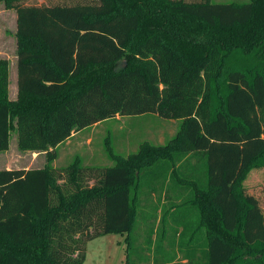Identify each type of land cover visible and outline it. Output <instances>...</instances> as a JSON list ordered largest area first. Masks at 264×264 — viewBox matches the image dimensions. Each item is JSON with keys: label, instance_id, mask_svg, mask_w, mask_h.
Wrapping results in <instances>:
<instances>
[{"label": "trees", "instance_id": "16d2710c", "mask_svg": "<svg viewBox=\"0 0 264 264\" xmlns=\"http://www.w3.org/2000/svg\"><path fill=\"white\" fill-rule=\"evenodd\" d=\"M0 3L17 15L18 86L12 101L0 57V151L14 131L20 149L50 163L73 133L117 115L182 120L167 143L143 142L110 166L0 168V264H83L88 241L131 239L138 191L170 168L175 234L191 229L189 208L192 235L203 229L186 264H264V206L247 189L264 168V0ZM157 234L164 242L165 227Z\"/></svg>", "mask_w": 264, "mask_h": 264}, {"label": "rangeland", "instance_id": "374dc122", "mask_svg": "<svg viewBox=\"0 0 264 264\" xmlns=\"http://www.w3.org/2000/svg\"><path fill=\"white\" fill-rule=\"evenodd\" d=\"M58 1L86 0H28L29 3L38 4H52ZM212 1L246 2L248 0ZM16 16L15 9H7L3 3H0V57L8 58L10 61L8 98L12 101L17 99ZM181 122V119H166L156 113L117 115L80 130L56 146L55 157L50 163L48 162L50 155L46 152L20 149L16 133L12 131L10 148L0 151V168H38L49 163L55 171H58L75 160L82 162L84 169L92 166H110L119 156L127 157L137 152L143 142L155 145L167 143L177 133ZM169 171L170 174L166 180L160 182L151 192L145 186L138 191L136 228L131 239L128 240L127 233H111L88 241L86 259L83 264H186L188 262L185 257L192 247L190 242L199 239L201 237L199 233L203 229H197L192 235V228L199 215L197 210L189 208V216L185 222L190 223L191 229L187 230V235L181 238L175 234L172 218L170 219L168 214L169 217H167L164 211L167 202L171 204L178 201L175 191L177 178L171 174L172 168ZM195 177L199 183L203 185L207 183L205 173H199ZM180 185H183L186 193H189L193 187L187 183ZM247 187L249 192L260 197L264 206V168L250 173ZM146 197L150 198L147 200ZM157 203L159 209L155 211ZM184 205L178 206L176 216H180L186 209ZM164 227L165 240L161 242L157 231ZM245 257H247L246 254L240 256L239 262H242Z\"/></svg>", "mask_w": 264, "mask_h": 264}, {"label": "crops", "instance_id": "0c3cea01", "mask_svg": "<svg viewBox=\"0 0 264 264\" xmlns=\"http://www.w3.org/2000/svg\"><path fill=\"white\" fill-rule=\"evenodd\" d=\"M16 59H17V58H16ZM16 65H17V60H16ZM16 90H17V91H16V94H17V97H16V98H18V86L16 87ZM82 130H83V129H82ZM78 132H80V131H78ZM75 133H77V132H75ZM75 133H73L72 136H74Z\"/></svg>", "mask_w": 264, "mask_h": 264}]
</instances>
